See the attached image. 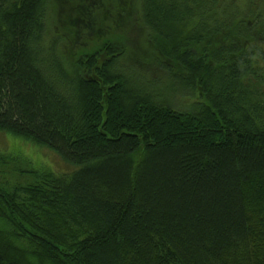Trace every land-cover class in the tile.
I'll return each mask as SVG.
<instances>
[{
    "label": "trees",
    "instance_id": "obj_1",
    "mask_svg": "<svg viewBox=\"0 0 264 264\" xmlns=\"http://www.w3.org/2000/svg\"><path fill=\"white\" fill-rule=\"evenodd\" d=\"M107 1L0 0V131L73 166L0 151V264H264V0H143L159 91Z\"/></svg>",
    "mask_w": 264,
    "mask_h": 264
},
{
    "label": "rangeland",
    "instance_id": "obj_2",
    "mask_svg": "<svg viewBox=\"0 0 264 264\" xmlns=\"http://www.w3.org/2000/svg\"><path fill=\"white\" fill-rule=\"evenodd\" d=\"M142 1L143 0H133L130 14L124 16V19H122L116 27L112 24V22L116 21L112 11L109 13L108 10L105 19H101V22H103V25H105L107 29V37H114L126 47L125 53L120 58L119 64L121 68L131 76L130 81L138 86V80L142 82L137 76L138 74L143 77L155 76V78H152L154 81V88L156 91H159V69L155 64L149 62L152 56H149L148 52L151 51L152 48L148 40L150 31L145 28V23L141 17ZM106 3H108L107 0ZM62 13L63 11L60 15H62ZM58 15L54 7L49 9V35L59 36L60 34L63 35L65 31V29H63V24H59L56 19ZM98 15L101 17L102 14L98 13ZM182 95L181 93L176 94L173 96L174 98H172V101L176 105L185 104V97H182ZM0 151L13 153L20 162H26V160H28L34 167L49 168L57 173L69 172L71 168L73 169V166L64 162L57 154L47 147L5 131H0Z\"/></svg>",
    "mask_w": 264,
    "mask_h": 264
}]
</instances>
